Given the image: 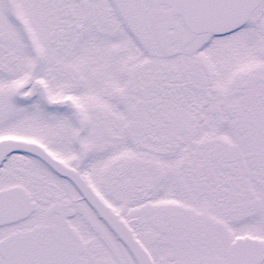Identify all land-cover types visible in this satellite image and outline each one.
<instances>
[{
  "label": "snow or ice",
  "instance_id": "6c2138e0",
  "mask_svg": "<svg viewBox=\"0 0 264 264\" xmlns=\"http://www.w3.org/2000/svg\"><path fill=\"white\" fill-rule=\"evenodd\" d=\"M0 264H264V0H0Z\"/></svg>",
  "mask_w": 264,
  "mask_h": 264
}]
</instances>
